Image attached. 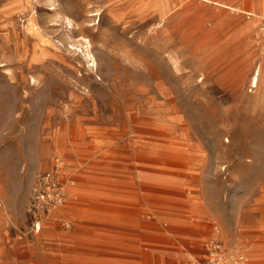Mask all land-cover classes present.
<instances>
[{
	"label": "rangeland",
	"instance_id": "obj_1",
	"mask_svg": "<svg viewBox=\"0 0 264 264\" xmlns=\"http://www.w3.org/2000/svg\"><path fill=\"white\" fill-rule=\"evenodd\" d=\"M217 254L264 264V0H0V264Z\"/></svg>",
	"mask_w": 264,
	"mask_h": 264
},
{
	"label": "built area",
	"instance_id": "obj_2",
	"mask_svg": "<svg viewBox=\"0 0 264 264\" xmlns=\"http://www.w3.org/2000/svg\"><path fill=\"white\" fill-rule=\"evenodd\" d=\"M61 164L62 162L56 158L52 169L39 173L36 178L34 199L39 206L40 212L49 210L51 207L54 208L62 200ZM39 221H36V223ZM213 249L219 252L218 245L215 244ZM229 259L232 264H240L242 262V257L239 254H234ZM223 262L222 255L217 254L208 264H223Z\"/></svg>",
	"mask_w": 264,
	"mask_h": 264
},
{
	"label": "bare ground",
	"instance_id": "obj_3",
	"mask_svg": "<svg viewBox=\"0 0 264 264\" xmlns=\"http://www.w3.org/2000/svg\"><path fill=\"white\" fill-rule=\"evenodd\" d=\"M251 82H252L253 86L257 85L258 73H255L251 77ZM172 142H173V140H172ZM163 146L164 147H163L162 152L160 154H152V155H149V156L157 157V158H163L164 160H168V161H177V160L181 159L180 154L183 153L182 147L180 148V147H178L176 145H173V144H170V143H165ZM124 167H125V165H124ZM182 167H183V165H182ZM129 168H130V166H129ZM178 180L179 179L176 178V177H172L171 179L168 177V179L167 178L164 179V178H159L158 176H155V175H143V176L140 175L139 176V180L135 183V184L138 185L136 188L139 189V191L135 192L136 198H138V199L139 198H141V199L145 198L146 197V193L145 192H148V193H152V192L153 193H158V192H168V193L178 192L177 191L178 188H176V187H178V184H179ZM189 181H191V180H189ZM189 184H191V183H189ZM144 190H145V192H144Z\"/></svg>",
	"mask_w": 264,
	"mask_h": 264
}]
</instances>
